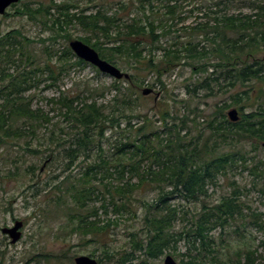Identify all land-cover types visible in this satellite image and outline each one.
Here are the masks:
<instances>
[{
  "label": "rangeland",
  "instance_id": "1",
  "mask_svg": "<svg viewBox=\"0 0 264 264\" xmlns=\"http://www.w3.org/2000/svg\"><path fill=\"white\" fill-rule=\"evenodd\" d=\"M51 1L19 0L15 5L8 6L6 12L0 14V35L18 28L30 38L37 39L48 36L50 30L47 27H44L40 21L29 19L27 15L20 12L23 10L21 8L23 3L35 7L40 2L49 4ZM53 1L73 3L76 7L70 9L72 13L89 15L99 11L109 19L114 18L118 28L113 25V28L109 29V34L113 38L111 41H107L109 38L102 33L96 34L97 31L86 30L76 19L67 29L72 37L71 40L90 36L91 42L97 40L99 45L106 49L123 42L126 43L124 40L127 37L120 32L126 30V25H134L136 24L134 22H139V20L143 24L148 20H154L155 24L170 25V30L155 42L156 47L152 50L154 55L149 52L153 45L147 42L142 44L145 46L142 55L148 57L150 54L155 62L163 58L161 46L180 47L187 41H192L194 44L199 42L198 50H201L202 46L209 47L208 42L203 40L201 34L188 32L189 28L195 24L214 23L212 17H207L204 14L208 8L215 11L209 12L211 16L242 17L244 14L254 16L258 10L255 6L264 4V0ZM169 4L174 5L172 13L168 12L167 5ZM161 32V27H157L155 33L160 34ZM133 38L136 40L149 39V37H140L139 35ZM69 41L60 39L54 47L62 49L64 46H68ZM47 43L49 44V42ZM25 47L26 50H33L37 59L41 61V66L48 59L39 41L27 43ZM69 57L71 61L77 58L74 55ZM148 59H142L141 63H134L135 61L131 62V58L117 57L116 62L113 63L128 74H136L135 77L139 85H131L125 78L114 79L87 62L69 67L62 73L55 67L54 78L50 77L47 71L36 72L34 77L39 81L26 90L24 96L30 99L31 107L37 110V114L41 117L40 122L31 127L25 122V119H20L14 124V128L18 127V134L16 135L13 129V132L0 142V264H75L74 257L80 254L89 255L97 261L100 259L99 264H114L112 260H108L104 256V249L109 248L112 252L122 249L129 250L132 240L131 233L137 232L143 235L145 230L142 221L144 210L141 207V201L151 202L156 196V191L149 185L148 187L142 185L131 193L127 199L128 205L124 206L119 202L117 206H114L110 198L113 191L109 188V193H107L105 186H108L109 182L113 185L123 184L125 180L136 183L138 178L135 173L132 175L127 171L124 174L119 173L118 170L121 167L108 169V166H101L98 168L94 177L91 179L89 177L91 184L96 186V191L90 199L85 200L84 206L80 207L78 203H75L71 196L72 191L68 187L73 182L78 186L83 184L82 181L78 182V178L86 170L87 163L98 156L96 148L93 147L89 151L87 159H85L83 151H77V157L67 167V163L72 157L65 152V149L71 145L64 140L73 139L76 130L73 123L65 117L64 109L57 103L61 95L78 96L74 102L75 107H79L83 102L94 100L97 104L106 105L105 112L109 114L115 106L112 105L114 103L112 96L116 95L128 101L126 108L121 110L127 114L138 115V117L132 118V123L136 122L140 125L144 120L143 115H147L153 120V126H156L159 125L157 121L159 111H164V109L186 111L197 106L204 116L209 118L214 104L222 101L230 102L231 94H239L244 99L246 97L244 90H249L250 100H254L255 103L258 101L257 96L264 94V80L255 81L251 89L247 85L248 81L241 83L236 80L231 85L233 80L228 78H220L224 88L217 90L213 95H209L204 88L193 92L187 89V84L196 77L200 79L205 76V73L193 74L191 67L182 63L174 66L171 72L162 74L161 80L165 86L163 88L157 80V72L143 68ZM210 59L212 62L216 60L213 55H210ZM186 60L196 63L197 60L202 62L205 57L186 58ZM154 61H152L153 64ZM55 62L56 60L53 58L50 64H55ZM160 65L163 66L165 63L160 62ZM23 67L24 64H21L20 68ZM26 69H29L28 66ZM212 69L209 67L208 71ZM11 71L12 68L9 69V72ZM142 77H145V81L140 84ZM115 81L120 83L124 90L115 93V89L111 86ZM147 83L154 85L151 86ZM144 88H151V92L142 95L141 91ZM118 106L123 107L124 104L122 105L119 101ZM231 108H226L225 113ZM250 109L251 107H246L244 111ZM115 114L118 115L116 112ZM107 125H110L109 121L106 122L105 126ZM125 125V119H121L120 126L124 127ZM126 133L128 132L115 127H105L104 135L99 137L104 156L112 157L117 161L119 158L122 159L119 155H111L109 147L116 140L125 137ZM72 147L74 148L76 145L74 144ZM29 148H38L41 151L31 153L28 151ZM48 149H53V154L50 157H48ZM250 149L253 148L249 145L246 151H249L248 155L253 156L255 162L253 163L252 159L249 163L238 162L237 165L232 166L226 174L219 176L215 185L209 187L206 197L195 202L171 199L170 204L176 205L178 212V217L172 224L175 231L193 227L192 221H194L202 203L211 205L235 189L240 193L239 201L242 213L238 214L235 219L228 220L223 228L216 226L210 231L209 236L212 242H210L211 247L208 248H216L220 257L227 258L233 257L234 252L255 249V255L258 256L259 261L264 263V245H262L264 231L253 224L256 213L260 214L258 220L264 221V195L261 192L262 177L259 175L264 173V147L259 143L256 152L250 151ZM145 166L146 164L143 162L142 168ZM39 167L41 168L39 169ZM65 177L68 180H64ZM115 196L118 198L117 194ZM85 215L87 221L95 220L99 224L100 228L97 231H93L92 228L89 231L81 230L77 227L79 217ZM16 220L22 222L21 235L18 240L11 242V237L2 233L1 228L13 226ZM46 254L49 256L45 257ZM165 254L172 255L179 263L183 260L188 264H197L194 262L197 260L204 264H213L209 252L201 249L198 240L195 241L194 246L185 239H180L174 244L171 242L170 246L164 249L158 258L148 259L147 264H163ZM138 262L141 261L136 259L132 264ZM229 264L233 263L229 262Z\"/></svg>",
  "mask_w": 264,
  "mask_h": 264
},
{
  "label": "trees",
  "instance_id": "2",
  "mask_svg": "<svg viewBox=\"0 0 264 264\" xmlns=\"http://www.w3.org/2000/svg\"><path fill=\"white\" fill-rule=\"evenodd\" d=\"M215 4L217 5L218 2ZM72 7L76 6L66 1L55 2L52 0L49 4L40 2L35 7L23 3L21 7L23 10L20 13L27 15L29 19L40 21L44 27L50 30L49 35L34 39L23 34L18 28L0 35V142L4 137L9 136L13 129L14 133L18 134V127L14 128V124L18 120L25 119V122L31 127L40 122L41 117L37 114V110L31 107L30 99L24 96L25 91L29 90L36 81H39L34 77L37 71H47L50 77L54 78L55 67L62 73L74 65L86 64L79 58L70 60L69 56H75V54L69 46H64L62 49L54 47L60 39L71 40L72 37L67 29L74 19L86 30L97 31L96 34L102 33L109 38L107 41L113 39L109 34V29L113 28V25L118 28L114 18L109 19L99 11L89 15L72 13L70 12ZM167 7L168 12L172 13L174 5L169 4ZM255 7L258 10L254 16L244 14L242 17L211 16L209 12L215 11L208 8L204 14L207 17H212L214 23L195 24L189 28L188 32L201 34L203 40L208 42L209 47L202 46L201 50H198L199 42L194 44L192 41H187L180 47L161 46L163 58L158 62H155L150 54L148 57L142 55L145 49L142 44L147 42L153 45L151 50L149 49L151 53L156 47L155 42L159 40V37L170 30V25L165 23L155 24L154 20H148L143 24L139 20V22H134L136 23L134 25H126V30L120 32L127 37L124 40L126 43L110 46L107 49L100 46L97 40L91 42L90 36L79 37V39L93 47L101 58L112 63L116 62L117 57L131 58V62L135 61L134 63H141L142 59L149 58L143 68L155 70L157 80L163 88L165 86L161 80L162 74L171 72L174 66L182 63L189 65L193 74L205 73V76L200 79L196 77L187 84V89L193 92L204 88L209 95L215 94L217 90L224 88L220 78L232 79L231 85L236 80L241 83L248 81L247 85L252 89L255 81L264 80V4H257ZM157 27H161L160 34L155 33ZM138 35L149 37V39L136 40L133 38ZM36 41L42 44L41 48L48 57L42 66L33 50H26L25 47L27 43ZM210 55H213L216 60L210 61ZM202 57H205L202 62L197 60L195 63L186 60V58L200 59ZM53 58L56 60V65L50 64ZM160 62H164L165 65L161 66ZM21 64H24L23 68H20ZM26 66L29 69H26ZM209 67L213 69L208 71ZM10 68H12L11 72H9ZM135 75L129 74L127 80L131 85H139ZM144 81L145 77H142L140 84ZM147 84L154 85L153 83ZM111 86L115 89V93L124 90L122 85L116 81ZM248 91L244 90L246 93L244 99L234 93L229 96L230 102H216L209 118H206L197 106L186 111L164 109V111H159L157 117L159 125L156 126H153V120L147 115H143L144 120L140 125L136 122L132 123V118L138 117V115L127 114L121 110L126 108L128 101L116 95L112 96L114 102L112 105L115 106L110 114L105 112L106 105L97 104L94 100L83 102L79 107H75L74 102L78 96L61 95L59 97L57 103L64 109L65 117L73 123L76 130L73 134L75 139L64 140L71 145L65 149V152L72 157L67 163V167L77 157V151H83L84 157L87 159L89 151L93 147L96 148L98 156L87 163L86 170L78 178V182L82 181L83 184L78 186L73 182L68 187L72 191L71 196L75 203L82 207L85 200L90 199L94 194L96 186L91 184L89 177L90 179L94 177L101 166H108V169L121 167L118 170L119 173L124 174L127 171L130 175L135 173L138 176L136 183L125 180L123 184L113 185L109 182L108 186H105L107 193H109V188L113 191L110 198L114 206H117L119 202L121 205H128L127 199L131 193L142 185H147V187L149 185L156 191V196L151 202L141 201V207L144 210L142 221L145 230L143 235L137 232L131 233L132 240L129 250L122 249L112 252L109 248H105L104 256L108 260H112L114 264H132L133 261L139 259L141 262L137 264H147L148 259L158 258L164 249L170 246L171 242L174 244L180 239H185L194 246L195 241L198 240L201 249L209 252L213 264H229V262L233 264H264L255 255V249L234 252L233 257L227 258L220 257L216 248H208L211 247L210 242H212L209 236L210 231L216 226L223 228L228 220L235 219L238 214L242 213L239 201L240 193L235 189L211 205L202 203L194 221H192L193 227L186 230L175 231L173 229L172 222L176 221L178 212L176 205L170 204L171 199L198 201L208 195L209 187L215 185L219 176L226 174L232 166L237 165L238 162L249 163L252 159L253 163L255 162L253 156H249V151L246 149L250 145L253 148L250 151L256 152L259 143L264 142V94L258 95V101L255 103L254 100H250ZM119 101L122 105L124 104L123 107L118 106ZM182 102L185 103V101ZM228 107L237 108L239 118L236 121L228 119L225 113V109ZM246 107H251V109L244 111ZM121 119L126 121L124 127L120 126ZM107 121L110 122L108 127L128 132L125 137L116 140L109 147L110 154L119 155L122 158H119L120 161L104 156V150L99 141V137L104 135ZM74 144L76 147L73 148ZM48 150V157H50L53 154V149ZM28 151L37 153L41 150L29 148ZM113 162L115 164H112ZM143 162L146 164L144 168H142ZM259 175L262 177L261 192L264 195V173ZM64 180H68V178L65 177ZM120 181L122 182V180ZM115 194L118 195V198ZM254 215L253 224L264 231V221L258 220L260 214ZM98 225L95 220L87 221L85 215L79 217L77 227L81 230L89 231L92 228L93 231H97L100 228ZM262 245H264V240H262ZM48 256L49 254L45 255V257ZM194 259L196 258L194 257ZM99 261L101 262L100 259H98ZM194 262L204 264L202 261L194 260ZM180 263L188 264L183 260Z\"/></svg>",
  "mask_w": 264,
  "mask_h": 264
},
{
  "label": "water",
  "instance_id": "3",
  "mask_svg": "<svg viewBox=\"0 0 264 264\" xmlns=\"http://www.w3.org/2000/svg\"><path fill=\"white\" fill-rule=\"evenodd\" d=\"M19 0H0V14H3L6 11V8L10 6L12 3H16ZM69 48L75 54V56L83 61L93 65L100 72L105 73L114 79L129 78V74L127 72L122 71L115 64L103 59L99 56L98 52L88 45L87 43L79 40L72 39L68 43ZM142 94H148L151 92V88L142 89ZM226 115L230 121H236L239 118L238 110L235 107L227 110ZM262 147H264V142L261 143ZM22 226L21 221H15L13 226L11 227H2L1 232L8 234L11 237V242H15L20 238L21 232L20 228ZM75 264H98V261L89 256L80 254L74 257ZM163 264H180L174 257L170 254H165L163 258Z\"/></svg>",
  "mask_w": 264,
  "mask_h": 264
},
{
  "label": "flooded vegetation",
  "instance_id": "4",
  "mask_svg": "<svg viewBox=\"0 0 264 264\" xmlns=\"http://www.w3.org/2000/svg\"><path fill=\"white\" fill-rule=\"evenodd\" d=\"M2 35V34H1Z\"/></svg>",
  "mask_w": 264,
  "mask_h": 264
}]
</instances>
